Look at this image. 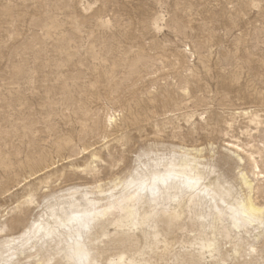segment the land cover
<instances>
[{"label": "rangeland", "instance_id": "obj_1", "mask_svg": "<svg viewBox=\"0 0 264 264\" xmlns=\"http://www.w3.org/2000/svg\"><path fill=\"white\" fill-rule=\"evenodd\" d=\"M243 112L257 113L260 125ZM261 130L264 0H0V153L12 164L0 167L2 215L30 190L42 203L68 186L94 183L48 169L29 178L19 163L32 154L60 169L84 167L97 151L96 178L107 183L127 175L144 150L204 147L205 158L214 154L220 174L233 180L226 143L256 145ZM62 141L71 148L56 154ZM169 238L178 251L188 235ZM156 262L172 264L169 256Z\"/></svg>", "mask_w": 264, "mask_h": 264}, {"label": "bare ground", "instance_id": "obj_2", "mask_svg": "<svg viewBox=\"0 0 264 264\" xmlns=\"http://www.w3.org/2000/svg\"><path fill=\"white\" fill-rule=\"evenodd\" d=\"M238 114L230 116L229 129ZM243 115L250 124L260 125L257 113ZM106 119L109 127L115 123L111 115ZM193 123L191 134L196 132ZM67 141L55 143L56 154L71 148ZM225 147L237 171L233 180L220 174L214 154L205 158L204 147L144 150L135 156L127 175L107 183L96 178L101 173L97 151L88 153L90 162L84 167L69 163L60 169L43 153L32 154L25 164L19 163L27 168L29 178L48 169L60 178L90 176L94 183L68 186L45 195L42 203L30 190L10 213L0 214V264H71L70 250L83 230L79 223H71L74 218L89 225L91 259L101 264L121 257L127 264H157L165 256L172 264H264V202L259 201L264 195V138L246 148L239 143ZM11 166L0 153V167L10 170ZM168 174L172 178L167 187L154 184ZM190 179L197 184L189 185ZM31 208L37 212L24 225L22 217ZM15 227L21 230L14 233ZM175 232L188 235L178 251L169 238Z\"/></svg>", "mask_w": 264, "mask_h": 264}, {"label": "snow or ice", "instance_id": "obj_3", "mask_svg": "<svg viewBox=\"0 0 264 264\" xmlns=\"http://www.w3.org/2000/svg\"><path fill=\"white\" fill-rule=\"evenodd\" d=\"M171 178V174L158 177L157 181L154 182V184L159 183L162 184L164 187H167ZM188 184L196 185L197 181L195 179H190L188 180ZM71 223H79L80 227L83 229L77 235L75 242L70 250V255L72 257L71 264H101V262H94L91 259L92 253L88 246L86 235L89 225L84 220L77 221L75 218L71 221ZM103 264H127V262L124 261L123 257H121L119 259L113 258L109 261L103 262Z\"/></svg>", "mask_w": 264, "mask_h": 264}]
</instances>
